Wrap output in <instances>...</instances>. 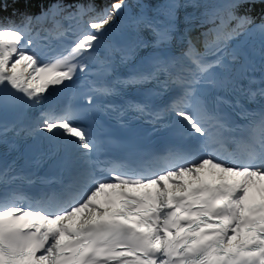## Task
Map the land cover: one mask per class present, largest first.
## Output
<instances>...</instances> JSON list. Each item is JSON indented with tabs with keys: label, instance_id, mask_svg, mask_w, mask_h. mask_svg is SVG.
<instances>
[{
	"label": "snow or ice",
	"instance_id": "obj_1",
	"mask_svg": "<svg viewBox=\"0 0 264 264\" xmlns=\"http://www.w3.org/2000/svg\"><path fill=\"white\" fill-rule=\"evenodd\" d=\"M256 3L264 0H162L153 14L142 5L130 17L134 35L118 49L122 59L138 48L155 51L146 68L122 83L155 82L156 88L129 107L153 121L174 118L192 145L135 160L102 159L100 129L80 123L100 107L91 95L89 108L75 107L70 98L62 107L50 103L31 126L21 124L17 135L50 134V154L63 153L60 167L71 170L70 178L29 197L9 188L18 178L10 168L0 170V264H264V76H247V53L230 47L241 34L264 38V11L259 22L241 11ZM125 7V0L100 10L91 0H51L38 14L0 19V114L42 104L50 87H68L65 81L99 59L102 38ZM187 8L201 10L184 21L202 31L194 39L186 27L180 34L185 47L173 55L168 45ZM52 39L70 43L45 61L40 41ZM101 63L110 70V58ZM91 84L95 94L115 91ZM172 86L170 102L153 110L151 97ZM10 127L16 125L0 124V142Z\"/></svg>",
	"mask_w": 264,
	"mask_h": 264
}]
</instances>
